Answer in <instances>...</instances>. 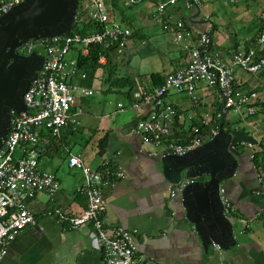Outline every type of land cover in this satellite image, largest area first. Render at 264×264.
Listing matches in <instances>:
<instances>
[{
    "label": "crops",
    "instance_id": "obj_1",
    "mask_svg": "<svg viewBox=\"0 0 264 264\" xmlns=\"http://www.w3.org/2000/svg\"><path fill=\"white\" fill-rule=\"evenodd\" d=\"M161 1L165 0H142L124 15H111L113 20L137 29L123 54L117 55L113 50L110 57L102 54L99 58L100 64L109 67L111 76L100 67L91 83L85 81L88 75L86 79L81 77L83 69L73 77L76 85L100 89L95 93L99 95L85 96L77 91L85 111L77 116L76 128L70 122L59 137L43 133L46 152L40 165L57 175L60 189L54 195L39 191L27 201L37 224L25 227L10 241L9 251L0 258V264H103L99 239L91 223L72 229L55 213L61 210L66 215H77L88 205L82 189L83 172L68 165L70 153H79L88 165L101 170L107 165L114 169L122 167L125 176L115 178L103 188L105 220L110 226L136 231L138 255L160 264H264V196L256 194L263 182L251 157L252 149L241 143L236 147L239 142L252 141L255 151L264 149V68L258 73L235 69L237 87L258 93V111L247 115L224 109L226 119L231 121L229 130L235 139L232 146L239 160L237 173L222 186L235 206L231 214H226L233 222L236 238L230 248L205 246L195 224L186 216L180 193L184 187H177V193L171 195L170 186L176 183L166 178L162 161L165 144L146 140L135 130L137 122L152 109L151 104H138L135 92L155 89L159 86L156 82L188 64L197 39L193 33L191 42L178 41L172 30L164 29L158 12ZM254 3L261 11L264 4L252 0L251 5ZM243 6L239 19L230 20L222 18L210 0L192 9L179 0L167 6L163 17L174 21L185 16L194 32L211 29V51L229 55L239 47L254 45L257 13L246 20L245 3ZM165 99L182 115L172 125V136L177 131L190 134L195 123H202L204 118H209L211 124L220 113L222 119L224 101L220 92L205 82L198 84L193 96L171 89Z\"/></svg>",
    "mask_w": 264,
    "mask_h": 264
},
{
    "label": "built area",
    "instance_id": "obj_2",
    "mask_svg": "<svg viewBox=\"0 0 264 264\" xmlns=\"http://www.w3.org/2000/svg\"><path fill=\"white\" fill-rule=\"evenodd\" d=\"M22 1H0V16ZM130 1L139 3L142 0ZM177 1L166 0L158 3V12L162 15L159 20L164 21V29L175 33L178 41L191 42L190 35L193 33L184 27L182 19L169 21L163 17L167 6L176 4ZM90 3L92 16L100 24L99 30L87 34L66 32L41 39H29L18 48L21 53L36 51L44 55V63L37 78L31 82L24 94L27 110H12L11 130L0 150V258L8 253L10 241L21 230L37 224V218L28 207L27 201L39 191L54 195L60 189L57 175L44 170L40 165L46 152L43 133L47 131L51 136L59 137L70 122H73L76 128L79 124L77 116L85 111L76 92L80 91L85 96L100 92V89L76 85L73 82V77L80 71L77 58L87 55L93 44L113 48L117 55H121L137 33L135 27L110 18L106 0H90ZM200 4V0H189L187 6L191 8ZM211 42L210 34L202 32L191 47L188 64L166 75L164 82L155 89H141L135 92L138 104L144 102L152 105L147 117L137 122L135 130L146 140L157 145L164 143L165 155L184 154L201 145L204 137L213 138L219 128V125H210L202 136L199 134V125H196L193 127L195 136L189 142L182 143L170 139L172 125L182 116L179 110L165 99L166 93L171 89L193 96L198 84L205 82L219 90L226 107L247 115H254L258 111V93L237 87L235 69L258 73L264 68V33L257 38L258 48H240L229 55L212 52ZM81 77L86 79L87 72L83 71ZM119 106L122 108L123 103L120 102ZM202 124L208 126L210 119L204 118ZM239 143L252 149L253 158L254 142ZM68 165L82 170L85 179L82 189L88 197V205L77 215H66L61 210H57L56 215L62 221H67L72 229L91 223L99 239L103 264H160L156 260L145 259L137 254L135 230L110 226L105 220L106 200L103 188L115 178L125 176L122 167L119 165L114 169L107 165L101 170L88 165L79 153H70ZM259 179L263 184L256 190V194L264 196V181L261 176ZM191 181L193 179L170 186L171 195L177 193V187L181 189ZM221 192L226 213L231 214L235 206L231 199L224 195V188ZM215 245L220 248L218 244Z\"/></svg>",
    "mask_w": 264,
    "mask_h": 264
},
{
    "label": "water",
    "instance_id": "obj_3",
    "mask_svg": "<svg viewBox=\"0 0 264 264\" xmlns=\"http://www.w3.org/2000/svg\"><path fill=\"white\" fill-rule=\"evenodd\" d=\"M79 0H23L0 16V150L12 125V110H27L24 94L43 67L44 55L18 48L29 39L64 34L74 27ZM217 134L184 154L162 157L166 178L176 184L193 179L180 193L186 216L195 224L205 246L230 248L235 240L233 222L225 212L220 189L237 173L239 160L232 131L224 126L223 105Z\"/></svg>",
    "mask_w": 264,
    "mask_h": 264
},
{
    "label": "trees",
    "instance_id": "obj_4",
    "mask_svg": "<svg viewBox=\"0 0 264 264\" xmlns=\"http://www.w3.org/2000/svg\"><path fill=\"white\" fill-rule=\"evenodd\" d=\"M166 1V0H165ZM179 1V0H178ZM177 1V3H178ZM184 1V5L186 8H188L187 3L189 0H183ZM201 4L199 6H192L191 8L188 9H192V8H200L204 5V2H206V0H200ZM233 3H236L235 0H231ZM252 1V0H249ZM255 1V0H253ZM109 2L112 5V9L109 10V14H110V18L111 15L114 16H120V15H124L126 14V11L129 10V8L133 7L134 3H132L130 0H109ZM237 4V3H236ZM171 5V4H169ZM79 11L81 12V16L78 17L76 23L74 24V27L69 30V33H74V32H80L83 34H87L93 31H97L100 29V24L98 21H96L91 13V3L90 0H79ZM255 21H254V29L256 28L255 32H254V37L252 38L254 45L250 46V47H259V44H257V38L264 33V6L261 9V12L255 15ZM113 19V18H111ZM183 22H184V27H186L187 29H189L191 31V33L197 34V37H199L202 32H208L211 36V29H206L204 31H199V32H194L192 30V28L190 27V24L188 23L187 19L185 16H182L181 18ZM131 24L132 23H128ZM212 38V36H211ZM212 45V42L210 44V46ZM250 47H244L245 49L250 48ZM241 47L237 48L240 49ZM235 49V50H237ZM211 50V49H210ZM113 51V48H106L102 45L99 44H93L90 46V52L87 55H80L78 57V65L80 69H83L84 71L87 72L88 75V83H91V79L93 78L95 72L100 69V67H104L105 71L108 72V75L113 74L112 72L110 73V69H108L109 67H107L106 65H102L99 63V57L104 54L107 57H110V52ZM233 52V51H232ZM231 52V53H232ZM263 52H264V47H263ZM110 59V58H109ZM111 62V59L110 61ZM262 70V69H261ZM260 70V71H261ZM111 76V75H110ZM158 77V75H157ZM125 78V77H123ZM128 80H130L129 78H126ZM164 81V79H162L161 81L159 80L158 82L155 83V85H160L162 84ZM132 86V84H129V88ZM130 96V95H129ZM228 110H232L231 108H227ZM221 121V114L219 113V115L217 116V114L212 118V122L210 125H219ZM231 121H229V119H226L224 126L228 129L231 130ZM195 125H199L200 127V131L199 134L200 135H205L206 132L208 131V126L202 124L201 122H196ZM195 136V133L192 131L190 134L186 133V134H182L179 133L178 131L172 136V134L170 135V139H175L178 142H182V143H187L189 142L193 137ZM107 138H104V141H106ZM239 141V140H236ZM240 143H238L236 145V147H239ZM264 148V147H263ZM254 160V163L258 169L259 175L263 178L264 181V149L263 150H256L254 153V157L252 158ZM112 167V166H111Z\"/></svg>",
    "mask_w": 264,
    "mask_h": 264
},
{
    "label": "rangeland",
    "instance_id": "obj_5",
    "mask_svg": "<svg viewBox=\"0 0 264 264\" xmlns=\"http://www.w3.org/2000/svg\"><path fill=\"white\" fill-rule=\"evenodd\" d=\"M255 2H258L259 4L260 3L264 4V0H255ZM236 3H233L231 0H210V4L214 7V9L217 10V13H219V15H221L222 18L226 17L229 18L230 20L239 19L240 8L244 5V3H245L244 19L249 20L250 17H253V13L255 15L256 13L258 14L261 12L259 10L260 7L259 8L257 7V3L251 5V1L248 0H237ZM247 26H249L248 22H247ZM95 95H99V94H95ZM218 245L220 246V249H223L220 244Z\"/></svg>",
    "mask_w": 264,
    "mask_h": 264
},
{
    "label": "bare ground",
    "instance_id": "obj_6",
    "mask_svg": "<svg viewBox=\"0 0 264 264\" xmlns=\"http://www.w3.org/2000/svg\"><path fill=\"white\" fill-rule=\"evenodd\" d=\"M250 91H254V90H250ZM225 103V102H224ZM225 107H226V105H225ZM228 108V107H227ZM204 136V135H203ZM206 140H209L208 138H206V137H204V140H203V142L204 141H206ZM223 187H221V189H222ZM221 189H220V192H221ZM225 189V188H224ZM222 192H221V198H222ZM224 195H226V193H224ZM227 196V195H226ZM222 201H223V198H222ZM224 207H225V205H224ZM225 212H226V209H225ZM232 213V212H231Z\"/></svg>",
    "mask_w": 264,
    "mask_h": 264
}]
</instances>
